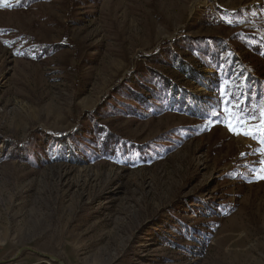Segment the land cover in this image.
<instances>
[{
  "label": "rangeland",
  "instance_id": "374dc122",
  "mask_svg": "<svg viewBox=\"0 0 264 264\" xmlns=\"http://www.w3.org/2000/svg\"><path fill=\"white\" fill-rule=\"evenodd\" d=\"M259 25L264 0H0L2 264H264Z\"/></svg>",
  "mask_w": 264,
  "mask_h": 264
},
{
  "label": "trees",
  "instance_id": "16d2710c",
  "mask_svg": "<svg viewBox=\"0 0 264 264\" xmlns=\"http://www.w3.org/2000/svg\"><path fill=\"white\" fill-rule=\"evenodd\" d=\"M261 24V23H260ZM259 26H264V25H259ZM255 34H249V35H245L248 39H246L245 37H241L244 40V43L246 44V46L253 52H258V53H263L264 50L262 48H260V40L264 41V36H259ZM259 38V40H258ZM247 40V41H246ZM189 43L190 46L192 48H194L195 50V54L197 55L198 58H200L201 60V66H206V67H211V68H215L216 70H221V66L223 63H228V69L226 71L227 75H229L230 71H231V66L232 63L235 62V58L233 57L234 55L232 53H229L227 55L223 56V61L220 60V55H214V52L211 51V49H209L210 45L207 42L206 44V48L201 49L198 46L199 41L198 40H194V39H189ZM217 60V62L215 61ZM180 69L183 70L184 72H186L190 78H193L194 81H196L197 77H196V73L194 70H186L184 69V67H186L185 64L179 65ZM223 73L220 72V75H218L219 81L217 82L218 84V91L221 92V88L223 89V92L225 90H227V87L229 84H226L230 81V79H228L227 77H224L223 74H225L224 71H222ZM254 85L253 88L251 90V92L248 90V95H252L253 93H256L255 97H248V99L246 101H244L242 103V100L239 98L240 96L236 93L231 91L230 93H226L221 92L220 97L222 98V110L225 113H233L234 112V117H240L244 115L245 111H248L249 113L252 114V116H258L257 114L261 113V109L259 108L260 106V101L263 97V93L261 91V85L262 82H256L253 81ZM167 85V84H166ZM168 86V85H167ZM227 95H229L227 97ZM227 98V99H226ZM238 104V105H236ZM245 109V111L243 112V110ZM248 114V113H247ZM250 114V115H251ZM237 117V118H238ZM260 118H262V116H260ZM100 131L103 133V139L101 142V146L100 149L103 152H117L118 147L121 150H124V155L131 153L133 151L132 147H129V145L125 142H123L122 140H120L118 137H115L113 135H111L110 133L104 131L103 129H100ZM64 142V141H63ZM63 142H60V144H62ZM141 151H136V153H140Z\"/></svg>",
  "mask_w": 264,
  "mask_h": 264
},
{
  "label": "water",
  "instance_id": "95a60500",
  "mask_svg": "<svg viewBox=\"0 0 264 264\" xmlns=\"http://www.w3.org/2000/svg\"><path fill=\"white\" fill-rule=\"evenodd\" d=\"M25 249H29V250H31L30 248H24V249H21L20 252L18 253V255H16V257H15L14 259H12V260L17 259V258L20 256V254H21ZM41 255H42V257H44V258H46V259H48V260H51V261H53V262H56V263H58V264H64L60 259H58L57 257H54V256H52V255H47V254H41ZM2 263H5V261H0V264H2Z\"/></svg>",
  "mask_w": 264,
  "mask_h": 264
}]
</instances>
